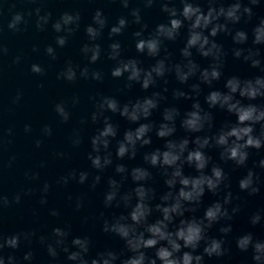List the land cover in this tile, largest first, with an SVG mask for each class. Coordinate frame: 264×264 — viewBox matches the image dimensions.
Segmentation results:
<instances>
[{"label":"clouds","instance_id":"9594fccd","mask_svg":"<svg viewBox=\"0 0 264 264\" xmlns=\"http://www.w3.org/2000/svg\"><path fill=\"white\" fill-rule=\"evenodd\" d=\"M122 7L129 8L130 0H119ZM145 8H151L155 3H160V10L168 16L167 23L157 24L155 29L147 36L144 32L147 25L142 22L141 10L131 9L129 15L132 23L141 25L139 31L132 35L136 38L135 49L137 53L144 54L150 58L160 57L162 49L165 52L163 58L155 60L149 68L141 67V61L135 58L121 59L122 47L119 41L109 45L107 57L115 61L116 65L111 71L113 78H121L126 75L125 87L131 89L134 84H139L141 90L147 91L150 87H156L158 81L163 80L167 84L166 76L174 74L180 84H186L191 78L197 77L199 83L190 85L191 93L175 89L172 96L176 100H192L190 109L183 112L178 107H164L160 113V122L157 124L151 119L153 113L160 109L161 101L167 97L160 91H154L150 96L137 97L135 100H128L121 104L118 99L112 96H102L95 104L96 111L91 115L93 123L102 119L103 127L97 129L91 137V151L88 153V160L91 167L102 173L113 165V153L110 151L112 140L119 132V125L114 124L105 112L119 114L130 124L137 127L126 129L122 139L116 142L115 156L118 160L127 157L128 160H135L139 149L146 148L153 143L152 136L164 141L162 148L156 147L151 151L144 152L142 159L148 167L135 166L130 170L125 164H116L114 171L120 179L109 177L107 180L108 189L104 194L103 204L105 208L127 209V214H113L111 219H104L101 231L112 234L124 242V249L130 255L125 258L124 252H116L105 249L96 253L95 257L89 259L88 254L92 244L88 236L74 237L71 240V248L67 246V238L70 231L62 228L52 230L53 243H47V254L52 259L58 256L57 249L67 254V260L73 264H204L205 256L222 257L228 249L224 247V236L232 231L231 224L221 226L219 232L221 238L208 235L209 230L220 221L232 220L238 207H233L231 212L226 207L233 199L230 191L226 192L223 200H217L209 205L202 217L195 215L187 216V213H195L202 203L206 191L217 194L221 186L228 180L224 169L212 163V157L206 153V149H220L219 158L221 161L233 162L236 168L247 166L249 149L260 150L264 148V104H256L253 101L264 99V75L253 78H241L238 75L229 76L224 83L225 91L212 90L204 97V103L208 106L206 110L200 100L201 84L212 87L213 83L219 81L224 75L225 52L223 45L215 39L220 34L231 36L234 45H245L248 42V33L244 30L233 32L230 25L239 24L242 20L249 22L254 17L253 8L258 6L260 0H231L227 7L223 0H204L207 4L205 10L201 7L200 0H178L181 8L175 4L177 0H142ZM31 15V13H29ZM37 17L36 27L44 29L51 19V13L41 15V9H35ZM92 24L88 25L85 32L90 41L97 40L107 24V17L101 9H97L92 17ZM79 13H63L58 20L52 24L55 32H64L66 35H58L56 44L64 47L67 38L79 28ZM24 14L16 12L11 16L8 29L13 32L21 31V25L25 24ZM129 20L121 16L117 23L110 28L109 36H118L128 27ZM187 28V36L184 46L179 50L181 60L173 62L172 54L167 51L165 41L175 42L181 36V29ZM252 44L264 45V17L252 29ZM193 49L203 59L209 61L207 67H201L193 59ZM8 49L0 44V55L6 54ZM46 53L56 59L55 49L48 46ZM81 52L88 57L90 63H95L101 54L99 44L85 43ZM90 54V55H89ZM232 55L235 59H242L253 69L258 68L264 73V63L260 59L258 47H234ZM20 57H16L19 62ZM31 71L36 74H43V68L38 64L31 66ZM80 76L89 78V69H80ZM58 79H65L69 82L77 78L76 67L69 62L65 69L57 76ZM91 79L100 81L102 74L99 71L91 73ZM168 89L164 88L163 92ZM19 99V96L17 97ZM247 100L248 103L243 101ZM78 100L74 99L73 103ZM220 109L230 116H235V122L225 121L212 135H185L179 139H172L177 132L176 121L180 118V127L188 134H198L211 131L214 128V116L211 109ZM55 111L62 121L66 122L70 114L63 103L55 105ZM145 121V122H142ZM259 125L257 133L256 126ZM25 131H31L30 126H25ZM46 135L51 134V128L45 126L43 129ZM81 143L77 137L75 145ZM40 141H37L39 146ZM191 145V146H190ZM212 165L209 169V165ZM185 165L194 169L197 175H185ZM258 166L264 169V159L259 161ZM158 169L164 178L166 191L159 195V202L153 204L157 199V191L149 186L153 174L149 169ZM89 173L84 171L78 174L73 171L68 176L62 177L64 184L69 179L77 180L84 184ZM131 180L134 187L121 191L124 184ZM102 177L97 174L93 178L92 188L100 183ZM259 177L253 169H248L245 176L238 181L241 191H247L249 195L259 192ZM49 186L45 184L44 191ZM14 201L19 203L20 196L16 195ZM11 201L5 195L0 194V209L6 208ZM41 203H46L42 200ZM77 201L76 207H81ZM154 213L159 216L150 221ZM52 215H58L52 211ZM103 216V214H101ZM264 216L260 211L250 217V223L255 226L260 224ZM171 226V227H170ZM34 232L16 233L10 236L0 234V264H18L15 256L3 255L5 248L17 249L21 239L30 240ZM41 243L46 238L40 237ZM203 242L204 247L200 254L197 250ZM236 246L241 252L252 250L253 264H264V241L254 238L251 232L245 233L236 238ZM75 249V250H71ZM154 249L153 255H148L147 250ZM24 261L31 262L33 253L26 252Z\"/></svg>","mask_w":264,"mask_h":264}]
</instances>
